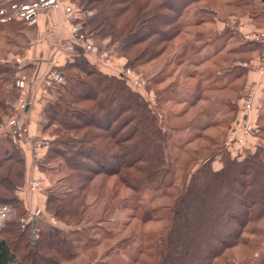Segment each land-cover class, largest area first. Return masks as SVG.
<instances>
[{"label": "trees", "instance_id": "1", "mask_svg": "<svg viewBox=\"0 0 264 264\" xmlns=\"http://www.w3.org/2000/svg\"><path fill=\"white\" fill-rule=\"evenodd\" d=\"M69 1L78 2L82 11H93L84 18L88 35L106 38L107 45H118L127 65L139 67L163 55L167 43L182 32L187 10L194 8L200 13L204 0ZM233 2L236 7L245 3L256 7L259 11L252 8L247 17L261 18L259 23L264 25V1ZM4 13L0 14V30L17 21ZM61 68L64 80L55 84L41 110L42 131L50 129L51 138L36 163L41 171L63 172L45 195V211L64 227L34 218L25 224L20 222L28 213L18 197L25 180V160L8 133L0 132V203L16 211L14 218L0 225V264H64L75 260L81 243H89L82 236L86 235L85 226L92 222L84 227L82 222L90 206L89 184L93 177L117 175L140 203L146 189L158 191L171 185L166 180L172 170L173 153L168 142L172 141L176 149L185 147L170 137L172 130L187 124L168 122L162 103L159 109L164 114L157 113L122 78L100 71L83 55L69 56ZM17 71L14 63L0 62V124L14 110L8 97L15 100L18 95L14 87ZM175 86L169 84L157 90L158 101L174 99ZM172 114L180 117L178 111ZM255 143L234 157L220 147L211 149L192 167L183 166L181 186L173 190L172 202L164 206L165 226L153 235L155 240L148 246V261L215 264L240 243L244 228L264 218V144ZM217 157L220 165L214 168L212 162ZM143 205H133L134 209H142V222L158 217L153 208L145 205L143 209ZM104 212L103 208L100 214L104 216ZM103 216L99 220L104 221ZM133 239L128 234L122 241L128 245L126 252L134 253L132 259L139 260L142 251L139 246L133 250Z\"/></svg>", "mask_w": 264, "mask_h": 264}, {"label": "rangeland", "instance_id": "2", "mask_svg": "<svg viewBox=\"0 0 264 264\" xmlns=\"http://www.w3.org/2000/svg\"><path fill=\"white\" fill-rule=\"evenodd\" d=\"M10 1L11 0H0V6L1 5L5 6L4 9H0V14H2V12H5L4 16H10L14 20H17L8 23L3 27V29L0 30V62L4 61L6 63H8V61L12 62L14 59L20 60V56H22V53L25 52L24 45L27 43V37L24 32L26 31L27 26L24 23L26 22L24 18H25V14L27 13V10H29L30 8L29 5L27 4L30 3L32 0H19V1L15 0L12 3H9ZM68 2H70V5L72 7H80V8L82 7L76 1L73 2L68 0ZM234 2L233 0H204L202 2L203 8L200 13L197 14V11H195L196 9L194 8L192 10L191 9L187 10L189 12L183 16V20H184L183 25L185 26L182 32L179 33V35H177L171 42L167 43L166 50L163 53V55H161L157 60L153 61L148 65L139 66V67L127 65V59H125L118 50L117 47L118 45H112V47L110 46V48H108L112 52V55L115 54L117 51V57L118 59H120V62L119 61L115 62V59H113V64L116 67L132 68L138 71L145 79V84L140 86L139 89L134 88L132 85L126 82L127 80L125 81L124 78L120 77L116 73L114 68H111L113 71L112 70L110 71L108 69H106V71L103 70L100 71L106 72L108 74H113L115 76H119L120 78H122L131 88L140 92L147 99L149 104L153 107V109H155L157 113H160L161 111L162 114H164L162 109H159V106L162 103V105L166 107V115L168 117V122L173 123V125H180V124L185 125L187 123V126L191 127V130L186 132L187 129L179 128V127H177L175 130H172L170 139H173L174 137L176 141H179L180 143L184 144L185 147L182 146L183 148H181V146H179L180 148L176 149L174 148L175 146L171 144L172 142L171 140H170L171 142H168L169 149H171L173 153L171 155L172 170L170 171V174L167 176L166 180L171 185H168V187L165 186L163 189L158 191L153 189H146L141 196L140 203L138 200H134L131 197L130 195V193L132 192L131 189L124 186L119 181L117 175L115 176V174H113L106 177L101 175H96L93 177V179L90 181L89 184L90 195L88 197V202L90 206L82 222L83 227L84 224H86L87 222H92L91 224L85 226V229L87 230L86 231L84 229L86 231V235L82 236L83 241L86 239V241L88 240L89 243L87 244V246L81 243V245L79 246L80 248L78 249L80 251L78 253L77 258L73 261L64 264H152L151 261H148L149 260L148 256L150 253V247L148 246L153 240H155L153 239V235H157L165 226L166 221L165 219H163V217H164V212L166 211L164 206L172 202L173 200L172 192H174L173 190L180 188L181 186L180 174L181 172H183L182 170L183 166L185 165L186 168L192 167L195 164L196 160L198 161V159L207 155L209 153L208 151H210L211 149H217L218 147H220V149L222 150L224 149L227 150L223 146L224 144L223 142L225 141V138L229 133L231 119L234 120L236 118L237 114L239 113L238 109L240 108L241 105H236L235 102L231 103L228 106L227 111L223 110L217 115V112H215V106H212L210 103L212 101L208 103L206 101H201L200 103L198 102V99L194 100V97L197 94L198 89L200 88L198 85L200 82L201 75L208 76V73L210 72L208 70L210 69L215 70L219 66H223V67L225 66L226 69H231L233 71V75L236 76L241 72V67L236 68L233 66L239 62L244 63L243 61H245V59H248L250 57L249 55L243 52L245 50L244 47H247L250 44L247 43L241 44V42L244 43L247 42V40H245L244 38L241 39L240 37L238 38L234 37V39L232 40H230V38L225 39L223 37L225 34H222L223 36H218L219 33L217 32L216 27L220 23L219 21H215L213 23L214 16H217L218 18L219 17L227 18L228 16L235 15L236 17L234 16V18L240 22L241 19L247 18L248 11L251 10L252 8L259 11L256 7L250 8V6L247 5L248 3L247 4L245 3L246 0L245 1L240 0V2L245 3L244 5H242L243 7L234 6ZM231 3L233 5H231ZM53 11L59 14L61 18V25L69 30L70 25L64 24V22L62 21L61 13L54 9ZM21 19L23 21H21ZM261 20L262 19L259 18L251 22H253L256 25H261V23H259ZM220 37H221V41H218V46L222 45L223 41L226 40V42L222 46L223 47L221 50L222 52H218L215 57L217 64H215L214 61L215 59L208 64H202L205 61V58H203V52H201L200 55L198 53L197 55H195V52H193L195 51L197 45L196 44L197 40L195 38H202V40L205 42L203 44L204 48L207 51L214 52L215 49L207 48V47H212L213 43L207 41ZM69 41H70V31H69L67 43L65 44V49H67L66 47ZM201 42L202 41H200V43ZM98 43L102 47L107 48L108 42L100 41ZM225 50H229V53L227 54ZM178 51L179 53H177ZM180 52H184V54L182 53L183 54L182 55L180 54ZM73 54L75 55L79 54L86 57L81 49H78ZM90 64L96 67L91 62ZM242 66L247 68L244 65ZM25 75H26V82L23 92H21L20 95L18 93L15 100L8 97L9 101H13L12 104L14 106V110L21 99L27 102L24 96V91L26 90L27 81L29 80L28 78L29 75L28 74ZM155 81L156 82L162 81L163 82L162 86L166 84L167 85L174 84L176 85L175 88L179 87L178 91L180 93L176 96V98H174L175 101L173 100H169V101L161 100L162 102L158 101L159 99L157 95V90L158 91L161 90L162 87L160 85L155 84L156 83ZM250 81L251 78L249 76L247 79H245L243 83L241 78L237 80L232 85V90H234V94L231 95H234L233 98H236L239 95L244 97L248 89L252 85H254V83H251ZM218 82H221V80H219ZM6 85L9 84L6 83ZM183 86H185L184 88L187 87L188 90L191 91L190 93H188L190 94L189 97L190 99L188 102L189 103L193 102L191 106H187L186 104L184 106L177 105V102H182V100L186 98L185 93L181 89L183 88ZM38 87H39V83L37 86L33 87V92H34L33 96L37 94ZM199 93L201 92L199 91ZM210 94H211L210 92H207L208 96ZM227 95L230 96L229 94ZM47 99L48 98H44V100ZM184 107L187 108L190 107V108H188V110H186L185 112L182 109ZM256 107L258 108L255 99L251 118H253L254 114L257 113ZM163 110L165 111V109ZM167 111L169 113H167ZM177 111L178 113H180L179 115L180 117H176L172 114V112H177ZM12 113H10L8 116L3 117L2 123L0 124V132L6 133L3 127H6L10 119L13 117L11 115H14V113L13 114ZM22 113L23 112H21V114ZM185 113H187L188 115L182 118ZM21 114H19L20 119H22ZM260 114H264V109H262L259 115ZM221 118L224 119L223 124L218 125L216 128L215 127L206 128L205 131H203L204 136L201 137V139H198V137L193 134V133L198 134L200 131L199 128L194 127L196 126V123L201 124L203 126L207 124L216 125L214 123L215 120H220ZM37 119H38L37 122L41 127V131L36 133L37 134L35 135L36 138L34 137V139L37 140V143L35 145L30 144V148L31 151L33 152L32 155L34 156V159L32 161L34 167L33 169L38 170L40 172V175L30 176V178L26 182L24 180L23 187L26 189L25 191L29 190L30 192H33V190H31L30 188V183L31 181L38 179L42 189L40 195L44 197L46 193L49 191V189L52 190L53 187H55V184L57 183V181H59V178L61 177V175H63V172L60 171L59 173H53V172L51 173L47 171H41V169L37 166L36 160H38V158H41L44 155V153L48 148V141L51 138L50 129L47 130L46 132L42 131L43 117L41 116V113L37 117ZM22 121L25 123L24 119H22ZM164 121H167V119L165 118ZM262 137L259 139L258 144H264V138ZM247 142H248V146H252V144L253 146L256 145L255 141H249V138ZM195 149H198L199 151L194 152ZM205 149H207L206 152L204 151ZM241 152L239 154H241ZM229 154L230 156L233 157L239 155V154L234 155L231 153ZM216 160L217 161L219 160L218 157L216 158ZM25 169H26L25 170L26 173L27 172L26 162H25ZM34 193L38 194V192L35 191L33 192V194ZM168 193L171 194L168 195ZM142 202L145 203L147 207L153 208L154 211L157 213L158 217H155L147 222H142L139 217V214L142 212V209L141 208L134 209L133 206L135 204H142ZM145 205L142 206L143 209L146 207ZM103 208L106 212V213L104 212V216L100 214ZM36 209L34 210L36 211ZM39 210L42 209L39 208ZM109 210L110 212L107 213V211ZM28 211L29 210H27V212ZM15 214L16 211L14 210L11 213V215L8 216L7 219L14 218ZM26 216H28V214ZM39 216H41V214ZM51 216L52 215H50L49 217ZM100 216L104 217V221L103 219L99 220ZM258 222H264V218H261L260 221ZM41 223H47V222L42 221ZM47 224L58 227L57 224H53L51 220H49V223ZM128 234H132V236H134V239L130 243L132 246L134 245L133 250L134 251L137 250L138 249L137 246H139L142 251L139 260L132 259L134 253L126 252V250H128L129 248L128 245L123 244L122 240ZM243 249L246 250V247L243 246ZM241 251H242V246L236 245L235 247H232L228 251H226V254L228 255H226L224 260L218 259L215 264H245L244 261L241 260L242 257ZM129 254L132 255L129 257ZM252 259L248 258L246 260L248 261L256 260L255 258ZM143 261L146 263H143ZM251 264H264V262L255 261L254 263Z\"/></svg>", "mask_w": 264, "mask_h": 264}, {"label": "crops", "instance_id": "3", "mask_svg": "<svg viewBox=\"0 0 264 264\" xmlns=\"http://www.w3.org/2000/svg\"><path fill=\"white\" fill-rule=\"evenodd\" d=\"M51 2L52 0H41L40 4L35 6L36 21L34 24L28 25L24 22L25 25L27 26L26 27L27 29L24 32L27 37V43L25 44L26 46L24 45L25 52L22 53V56H20L19 62L15 63V65L18 67V71L16 72V75H18L19 72L29 75L28 76L29 80L27 81L26 90L24 91V96H25V99L27 100L26 109L21 114V118L24 119L25 125L28 127L29 134H31V136L35 138H36L35 135H37L36 133L41 131V127L39 123L37 122L38 121L37 117L41 113V109L44 105V99H42L38 93L35 94V96H33L34 95L33 87L37 86L38 83L40 85L41 77L44 75V73L48 72V70L52 68L53 62H58L59 64L63 65L68 60L69 56L74 55L73 53L65 49V44L67 43V40H68L69 30L61 25V18L59 14L53 11V9L51 8L50 6ZM4 7L3 5H1L0 9H4ZM234 16L235 15H231V16H228L227 18H223V17L218 18L217 16L213 17V23L215 21H219L220 23L216 27V30L219 33L218 36H223L222 34H225L223 36L225 39L230 38V40H232L234 39V37L236 38L240 37L242 39L243 36L241 32H244V33L249 32V31H261L262 32V30H264V27H261L264 25L254 24L253 22H251L253 20L249 17L243 18L239 22L237 19L234 18ZM195 39L197 40L196 52L199 55L201 52H203V58H205V61L202 64H208L212 60H214L217 53L222 52L221 51L223 48L222 46L226 42L225 40L222 42V45L218 46V41H221V37L207 41V42H212L214 44V45L212 44V47H207V48L215 49L214 52H210L204 48L203 44L205 42L202 40V38H195ZM95 41L96 42L97 41L107 42V39L99 38V39H96ZM200 41L202 42L200 43ZM98 42L97 44H99ZM246 43L250 45L247 47H244L245 50L243 52L249 55L250 57L248 59H245V61H243L244 63L239 62L233 66L236 68L241 67V72L235 76L233 75V71L231 69H226L225 66L224 67L219 66L215 70H212V69L208 70L210 71L208 73V76L207 75L200 76V82L198 85L200 88L198 89V92L195 95L194 100L198 99V102L200 103L201 101H206L207 103L212 101L210 103L212 106H215V112H217V115H218V113L222 112L223 110L227 111L228 106L231 103L235 102L236 105L241 104L243 96L239 95L238 97L233 98L234 95H231V94H234V90H232V85L240 78L242 79V83H243L245 79H247L249 76L251 78L250 82L254 83V85H256V88H257L255 91L257 94L256 105H258V108L256 107L257 113L254 114L252 118V122H254L253 132L255 135V140L258 142L259 139L262 136H264V134H262L264 133V114L259 115L262 109H264V76H259L255 72V69L259 64V58L262 54V48H264V43H262L261 41H253V42L247 41L244 43L241 42V44H246ZM110 46L112 47L111 44L107 45V48H110ZM225 52L228 54L229 50H225ZM177 53H179V51ZM197 53H195V55H197ZM113 55H114L115 62L116 61L120 62V59H118L117 57V51ZM214 61H215V64H217L216 59ZM2 62L5 63L4 61ZM242 65L246 66L247 68L243 67ZM104 71H106V69ZM249 72H250V75H249ZM219 80H221V82H218ZM162 83L163 82L160 81L159 83H157V85H160L163 89L164 87L167 86V84L162 86ZM184 87L185 86H183V88L181 89L185 93L186 98L183 99L182 102H177V105L184 106L186 104L187 106H191L193 102L192 103L188 102L190 99L189 98L190 94L188 93H190L191 91L188 90L187 87L186 88ZM174 89H175V98H176V96L180 93L178 91L179 87L174 88ZM199 91L202 94L199 93ZM207 92H210L211 94L208 96ZM227 94H229L230 96H228ZM172 100L175 101V99H172ZM220 107H221V110H220ZM188 108L184 107L182 109L183 111L186 112ZM187 115L188 114L185 113L182 118L186 117ZM231 120L233 121V119ZM223 122H224V119L221 118L220 120H215L214 123L216 125L207 124L203 126L201 124L196 123V126L194 127H197L200 129L198 133L200 134V136H197L198 139H201V137L204 136L203 131H205L206 128H214V127L216 128L218 125H222ZM3 128L6 129V127H3ZM184 128L187 129L186 132L191 130V127H184ZM193 134L195 136L197 135L195 133ZM31 141H34V138H32ZM30 144H32V142H24V143L16 145L20 154L22 155V157L24 158L26 162L27 172L25 173V182L30 178V176L40 175V172L38 170L33 169L34 167H33L32 161L34 159V156L32 155L33 152L31 151ZM212 165L214 168H218L220 165V161L215 160L212 162ZM25 190L26 189L22 187L18 191V197L20 200L24 202L27 210H29L27 214L29 215L33 214L34 209L41 208L42 209L41 216L35 217L34 221L38 220L39 222L45 221L49 223V220H50L49 216L51 214L45 211L46 196L42 197L40 193L33 194V192H30L29 190L28 191H25ZM1 224H2V221L0 222V225ZM244 229L245 230L243 231L241 241L237 245V246H242L241 260L244 261L245 264H251V263H254L255 261L256 262L264 261V222H257L255 224H250ZM243 246L246 247V250L243 249ZM225 255H228V254H225ZM247 257L251 259L255 258L256 260L252 261L253 260L252 259L251 261L250 260L248 261L246 260L248 259Z\"/></svg>", "mask_w": 264, "mask_h": 264}, {"label": "built area", "instance_id": "4", "mask_svg": "<svg viewBox=\"0 0 264 264\" xmlns=\"http://www.w3.org/2000/svg\"><path fill=\"white\" fill-rule=\"evenodd\" d=\"M41 0H33L30 2L29 10L25 14V20L28 25H32L36 21V11L35 6L39 5ZM52 9L57 10L61 13L62 21L64 24H69L70 28V41L67 45V51L74 53L78 49H81L87 59L96 66L97 69L101 70H112L114 68L116 73L125 79L130 85L134 88H140V86L145 84V79L142 75L132 69V68H123L116 67L113 64L114 55L112 52L101 45L97 44L96 39L87 34V31L84 29V18L85 16H90L93 14L92 10L82 11L80 7H72L70 2L67 0H52L50 3ZM243 38L247 41H262L264 42V30L261 31H249V32H241ZM77 49V50H76ZM19 62V59H14L12 63ZM9 62V61H8ZM112 63V64H111ZM113 71V70H112ZM255 71L260 75L264 76V51L259 58V64L256 67ZM40 85L37 89V93L40 97L49 98L51 92L55 86V84H59L64 80V74L61 70V64L58 62L52 63V68L46 72L44 76L41 77ZM26 82V75L24 73L19 72L17 77L14 80V86L17 92H23L24 86ZM256 85H252L245 96L242 98V102L239 108V113L236 118L233 120L231 127L229 129V133L227 134L225 141L223 142V146L231 153L237 154L242 150V148H250L252 146H248V138L249 141H253L254 139V125L252 122L251 114L252 109L256 99ZM26 107V102L21 99L13 111L14 115L9 123L7 124V132L11 138V140L16 144H21L24 142H32L31 145H35L37 140L31 141L33 136L29 134L28 127L25 123L20 119L19 114L24 111ZM12 113V114H13ZM251 137V138H250ZM251 139V140H250ZM253 139V140H252ZM30 188L33 192L41 193L42 189L40 186L39 180H33L30 183ZM13 212V208L9 205L0 203V222L6 220L8 216ZM42 213V210L36 209L33 214H30L27 218H22L21 223L25 224L28 218L31 216H38ZM50 220L53 224H59L58 220L53 216L50 217Z\"/></svg>", "mask_w": 264, "mask_h": 264}]
</instances>
